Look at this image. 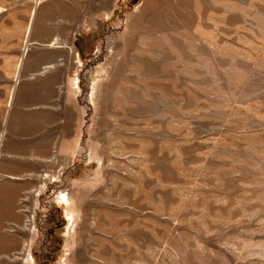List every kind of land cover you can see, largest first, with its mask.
I'll return each instance as SVG.
<instances>
[{"label":"rangeland","instance_id":"rangeland-1","mask_svg":"<svg viewBox=\"0 0 264 264\" xmlns=\"http://www.w3.org/2000/svg\"><path fill=\"white\" fill-rule=\"evenodd\" d=\"M145 4L0 0V264H264V0Z\"/></svg>","mask_w":264,"mask_h":264},{"label":"bare ground","instance_id":"bare-ground-1","mask_svg":"<svg viewBox=\"0 0 264 264\" xmlns=\"http://www.w3.org/2000/svg\"><path fill=\"white\" fill-rule=\"evenodd\" d=\"M165 2H166V0H146V4H145V6L143 7V9H142V11L140 12V14L139 15H137L135 18H134V20H133V24H131V26L132 25H134L135 23L138 25V24H140V22H141V20L142 19H144L146 16H147V14H148V12L150 11V10H155V13H156V10H158V7L159 6H162V5H164L165 4ZM163 7V6H162ZM161 9V8H160ZM153 12V11H152ZM160 12V11H159ZM162 14H163V12H162ZM155 14H153V16H154ZM159 15H161L160 13H159ZM145 16V17H144ZM157 17V16H156ZM157 18H159V17H157ZM132 28V27H131ZM44 146H46L47 144L45 143V142H43L42 143ZM12 193H8V194H5V199H7L8 201H11L12 200ZM9 248V246H6V245H0V250H3V249H6V248Z\"/></svg>","mask_w":264,"mask_h":264},{"label":"trees","instance_id":"trees-1","mask_svg":"<svg viewBox=\"0 0 264 264\" xmlns=\"http://www.w3.org/2000/svg\"><path fill=\"white\" fill-rule=\"evenodd\" d=\"M48 256H51V254L48 253V255L46 257H48Z\"/></svg>","mask_w":264,"mask_h":264}]
</instances>
